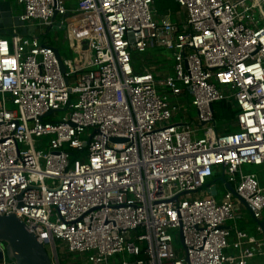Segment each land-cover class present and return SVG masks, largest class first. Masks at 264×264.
<instances>
[{
    "label": "built area",
    "instance_id": "built-area-1",
    "mask_svg": "<svg viewBox=\"0 0 264 264\" xmlns=\"http://www.w3.org/2000/svg\"><path fill=\"white\" fill-rule=\"evenodd\" d=\"M176 1L182 22L155 0H17L21 23L65 26L85 43L91 57H63L65 73L48 42L0 36V215L16 214L57 260L60 246L91 264L264 257L226 186L182 195L225 177L263 219L264 171L243 166H264V0ZM148 48L172 52L171 73L135 70L133 52ZM188 95L195 118L177 100ZM222 100L238 109L235 132L218 130ZM0 253L9 264L3 241Z\"/></svg>",
    "mask_w": 264,
    "mask_h": 264
},
{
    "label": "rangeland",
    "instance_id": "rangeland-1",
    "mask_svg": "<svg viewBox=\"0 0 264 264\" xmlns=\"http://www.w3.org/2000/svg\"><path fill=\"white\" fill-rule=\"evenodd\" d=\"M8 1L13 6V12L15 14H18L20 12V7L17 6L16 0H0V2ZM70 5H73L76 7L79 0H67ZM153 8L160 14L165 15L169 11L172 14L173 20H177L178 22H182L183 18L185 16L184 11L182 10L181 6L178 4L176 0H155V3L153 5ZM76 13H69L67 15V19H70L74 17ZM177 16V17H176ZM41 28V29H40ZM38 28L40 33V38L43 41H47L50 39L51 43L59 49L61 55L64 58H70L74 61L75 66L78 67L81 63H85L86 55L85 52H83V48L85 47L84 44H80L79 47H73V43H70L68 31L66 29L64 30H54L47 32V27H40ZM49 37V38H48ZM72 46V47H70ZM135 63L138 65V67L141 68V70H145L147 67V58L151 57L155 61V64L160 67L159 72L164 76L166 73H171L173 68V57L172 52L165 48H148L145 52H139L135 50L133 52ZM155 58L158 60L156 61ZM152 61V60H151ZM148 68V67H147ZM178 101L183 103L184 107L188 109V113L192 118H195L197 115L196 108L194 107L193 103V97L192 95H188L187 97L178 98ZM187 101V102H185ZM64 114H66V111H60L55 114V116H50L48 118H61ZM181 114H178L177 117L174 119V121L178 122L180 120ZM217 125L219 126V121H216ZM223 132V131H222ZM202 135V132L200 133ZM264 171V166H257L253 164H247L243 166V171L246 174H252V173H260L261 171ZM214 178V177H213ZM212 180V179H211ZM223 183H220L218 185L220 196H222V191L224 185ZM240 213L242 214V218L237 220V224L239 225V228H243L251 235L255 236L257 239L262 240L264 242V234L260 231L259 226L256 222V219L253 217V215L250 213V211L244 206L241 205L240 207ZM264 219V216H263ZM231 225H235V222L231 221ZM176 240H175V248L177 250V254L180 256L184 255V246L180 239V231H176ZM230 242L234 240L233 237H230ZM54 264H57V261L60 262V264H91L88 262V255L86 253H79V252H69L65 247L60 246L58 248V260L55 257V254L53 252V249L50 245L46 246ZM249 264H264V257L257 256L256 258L249 261Z\"/></svg>",
    "mask_w": 264,
    "mask_h": 264
},
{
    "label": "water",
    "instance_id": "water-1",
    "mask_svg": "<svg viewBox=\"0 0 264 264\" xmlns=\"http://www.w3.org/2000/svg\"><path fill=\"white\" fill-rule=\"evenodd\" d=\"M64 29H66L65 26L59 28L58 25H55L52 27L51 31ZM54 50L59 60L61 70L65 73L67 67L64 64L63 57L58 48L54 47ZM212 108L214 110V106H212ZM53 112L54 111H50L44 117L51 115ZM220 183H223L222 185L226 186L227 189L234 194L236 199L253 215L250 205L235 191L233 185L228 182L225 177H216L198 190L194 192L186 191L183 192L182 195L200 193L203 191H208L212 195H217V187ZM256 222L260 231L264 234V219H256ZM180 239L184 246L182 232H180ZM0 241L6 243V254L9 264H54L45 245L37 239L36 234L29 229L26 223L19 219L14 213L0 215ZM1 258H3V255L0 253V259Z\"/></svg>",
    "mask_w": 264,
    "mask_h": 264
},
{
    "label": "crops",
    "instance_id": "crops-1",
    "mask_svg": "<svg viewBox=\"0 0 264 264\" xmlns=\"http://www.w3.org/2000/svg\"><path fill=\"white\" fill-rule=\"evenodd\" d=\"M67 3H68V1H67ZM16 4L18 7H20V12L18 14H15L13 12V6L10 3H8V1L0 2V36L9 39L12 37L13 31L16 30L20 35H22L24 37H37L41 41H43L40 38V33L38 31L39 30L38 28L43 27V26L47 27V26L40 25L38 23H25V24L21 23L19 20V14L22 11V6L17 2V0H16ZM78 4H79V2L77 3V5ZM68 5L70 7L73 6V5H70L69 3H68ZM57 19H60V18H57ZM51 29H52V27H47V32L51 31ZM71 29H73V27ZM68 36H69L70 43L71 42L73 43V47L72 46H70V47H72V48L77 47L78 48L80 43L74 37H72L70 35V33H68ZM43 42H46V43L48 42L51 46L55 47L51 43L50 39H48L47 41H43ZM82 51L85 52V49H83ZM85 53L88 56V58L91 57L89 51L85 52ZM223 191H224V187H223ZM218 192H219V188H218ZM219 195H220V192H219Z\"/></svg>",
    "mask_w": 264,
    "mask_h": 264
},
{
    "label": "trees",
    "instance_id": "trees-1",
    "mask_svg": "<svg viewBox=\"0 0 264 264\" xmlns=\"http://www.w3.org/2000/svg\"><path fill=\"white\" fill-rule=\"evenodd\" d=\"M179 4V3H178ZM152 60V61H151ZM156 61H158L155 58ZM147 67L154 66L153 72L157 78H162L163 75L159 72L160 67L155 64V61L153 58L149 57L147 58ZM133 65L136 71L141 72V68L138 67V65L135 63V58H133ZM173 69V68H172ZM238 109L236 106L232 105L231 103L227 101H217L214 103V116L215 120L219 121L218 130L220 132H235L238 130V125L236 122Z\"/></svg>",
    "mask_w": 264,
    "mask_h": 264
}]
</instances>
